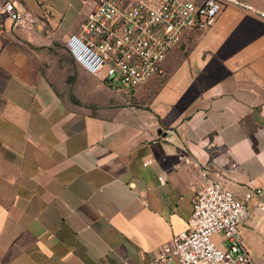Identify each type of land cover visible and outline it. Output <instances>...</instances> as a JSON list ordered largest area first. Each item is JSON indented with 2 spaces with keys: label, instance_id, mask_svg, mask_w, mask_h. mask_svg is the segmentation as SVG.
Wrapping results in <instances>:
<instances>
[{
  "label": "crops",
  "instance_id": "crops-1",
  "mask_svg": "<svg viewBox=\"0 0 264 264\" xmlns=\"http://www.w3.org/2000/svg\"><path fill=\"white\" fill-rule=\"evenodd\" d=\"M13 1L33 21L0 38V264H154L203 171L238 198L264 187L263 20L226 7L127 94L71 51L96 0ZM253 204L243 245L264 264Z\"/></svg>",
  "mask_w": 264,
  "mask_h": 264
},
{
  "label": "built area",
  "instance_id": "built-area-1",
  "mask_svg": "<svg viewBox=\"0 0 264 264\" xmlns=\"http://www.w3.org/2000/svg\"><path fill=\"white\" fill-rule=\"evenodd\" d=\"M226 7L264 21V11L244 0H96L71 51L88 73L99 76L112 91L128 94L163 73L166 55L185 31L211 27ZM32 21L33 14L19 10L13 0H0V38L9 28H25ZM202 177L204 185L192 198L186 228L173 237V248H162L153 263L256 264L243 245L241 229L251 201L264 210V187L238 198L206 171ZM159 182L163 184V176Z\"/></svg>",
  "mask_w": 264,
  "mask_h": 264
},
{
  "label": "rangeland",
  "instance_id": "rangeland-1",
  "mask_svg": "<svg viewBox=\"0 0 264 264\" xmlns=\"http://www.w3.org/2000/svg\"><path fill=\"white\" fill-rule=\"evenodd\" d=\"M176 47V46H175ZM73 79H68V82L72 81ZM214 242L217 244V240L215 238H213Z\"/></svg>",
  "mask_w": 264,
  "mask_h": 264
}]
</instances>
